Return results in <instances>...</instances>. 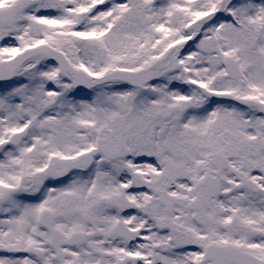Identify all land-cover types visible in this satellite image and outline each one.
<instances>
[{
  "label": "snow or ice",
  "instance_id": "obj_1",
  "mask_svg": "<svg viewBox=\"0 0 264 264\" xmlns=\"http://www.w3.org/2000/svg\"><path fill=\"white\" fill-rule=\"evenodd\" d=\"M0 264H264V0H0Z\"/></svg>",
  "mask_w": 264,
  "mask_h": 264
}]
</instances>
